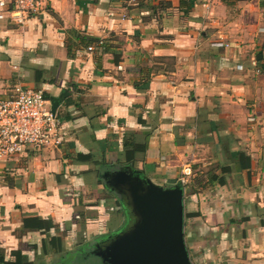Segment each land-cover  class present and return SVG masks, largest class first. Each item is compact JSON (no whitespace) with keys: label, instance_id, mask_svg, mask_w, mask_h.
<instances>
[{"label":"crops","instance_id":"0c3cea01","mask_svg":"<svg viewBox=\"0 0 264 264\" xmlns=\"http://www.w3.org/2000/svg\"><path fill=\"white\" fill-rule=\"evenodd\" d=\"M40 2L0 11V99L66 92L62 142L0 160V264L93 256L125 223L102 178L121 166L164 188L191 169L192 264H264V0Z\"/></svg>","mask_w":264,"mask_h":264},{"label":"water","instance_id":"95a60500","mask_svg":"<svg viewBox=\"0 0 264 264\" xmlns=\"http://www.w3.org/2000/svg\"><path fill=\"white\" fill-rule=\"evenodd\" d=\"M66 92L49 99L54 114ZM119 198L125 223L95 253L104 264H192L183 235L185 192L162 187L132 166L102 175Z\"/></svg>","mask_w":264,"mask_h":264},{"label":"built area","instance_id":"2783aa9c","mask_svg":"<svg viewBox=\"0 0 264 264\" xmlns=\"http://www.w3.org/2000/svg\"><path fill=\"white\" fill-rule=\"evenodd\" d=\"M41 7L40 0H0V11H6L16 22H22ZM261 13L264 17V5ZM87 50L93 48L88 46ZM13 93L10 98L0 99V160L20 156L27 149L41 151L58 147L62 142L60 118L57 112H51L43 91L16 86ZM190 176L191 169L185 167L181 185Z\"/></svg>","mask_w":264,"mask_h":264},{"label":"flooded vegetation","instance_id":"af4514ba","mask_svg":"<svg viewBox=\"0 0 264 264\" xmlns=\"http://www.w3.org/2000/svg\"><path fill=\"white\" fill-rule=\"evenodd\" d=\"M107 238L105 239H101V240H95L93 243H91L88 247H87V252L90 255L95 256L96 258H99L95 255V253H98L101 251L102 246L104 245V243L106 242ZM100 263L104 264L101 262V259L99 258Z\"/></svg>","mask_w":264,"mask_h":264},{"label":"rangeland","instance_id":"374dc122","mask_svg":"<svg viewBox=\"0 0 264 264\" xmlns=\"http://www.w3.org/2000/svg\"><path fill=\"white\" fill-rule=\"evenodd\" d=\"M255 0H253L254 2ZM72 246V244H71ZM40 257H43V256H40ZM49 259L51 260L52 257L51 256H48ZM79 263L78 264H100L99 260L94 257V256H89L88 258H83V256H81V258L79 259Z\"/></svg>","mask_w":264,"mask_h":264},{"label":"trees","instance_id":"16d2710c","mask_svg":"<svg viewBox=\"0 0 264 264\" xmlns=\"http://www.w3.org/2000/svg\"><path fill=\"white\" fill-rule=\"evenodd\" d=\"M186 1V0H185ZM184 2V0H179V3L180 4H182ZM79 38V37H78ZM80 40H81V42H84V44H86V45H88L90 42H92L93 41V39H90V38H87V37H82V38H79ZM46 97V96H45ZM60 118V117H59ZM189 188H190V183H189ZM191 189V188H190ZM58 239H53V242L54 241H57ZM17 254H19V253H14V255H16L17 256ZM25 264H27V262H25ZM28 264H30V263H28Z\"/></svg>","mask_w":264,"mask_h":264}]
</instances>
